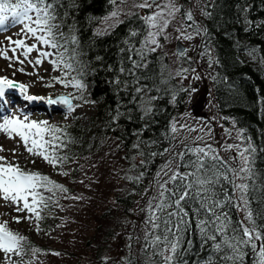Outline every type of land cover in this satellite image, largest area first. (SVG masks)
<instances>
[{
    "label": "trees",
    "instance_id": "trees-1",
    "mask_svg": "<svg viewBox=\"0 0 264 264\" xmlns=\"http://www.w3.org/2000/svg\"><path fill=\"white\" fill-rule=\"evenodd\" d=\"M177 1L183 25L196 37L188 41V52L177 55L175 73L170 70L169 59L149 47L148 23L139 12L126 15L109 29L98 30V20L116 8L117 0H50L55 16L51 23L56 26L53 31L56 33L58 27L63 30L68 54L84 66L89 95L95 104L88 126L77 121L53 126L62 130L63 156L70 159L72 155L89 154L85 149L89 139L99 137L109 141V150L123 159L127 171L122 177V190L115 194L102 217L96 216L102 236L98 238L99 232L94 231L95 247L89 264H110L104 253L105 239L115 236L116 225L106 228L100 219L114 223L120 219L128 230L133 227L130 264H166L165 256L173 257L170 264H258L259 246L264 239L255 241L256 250L241 245L238 256L226 246L218 251L215 245L231 236L240 239L237 225L253 226L246 219L247 211L264 236V0ZM197 73L208 87V96L198 106L206 111L202 119L215 127L216 139L222 141L221 135L231 134L233 144L240 149H255L250 157L251 171L243 180V172L236 175L232 171L239 169L238 159L217 156L225 163L218 170L223 176H218L212 192L214 199L223 202L216 210L228 217L224 235L210 225L202 231L201 222L208 220V213L198 211L199 202L184 204L187 223L177 225L180 217L168 216L177 211L172 202L175 198L169 200L167 192L164 198L158 197L160 186L173 171L191 170L187 162L192 158L183 153L185 148L175 152L180 143L173 128L180 120L194 119L189 100L195 84L182 77ZM210 100L213 106L208 112ZM228 125L230 130L222 134L219 128ZM224 144L227 142L223 139L222 148ZM164 162H171L172 168L153 194L149 183L156 181ZM233 182L248 185L247 209ZM176 183L179 181L169 182L166 187L175 189ZM145 187L147 195H143ZM163 202L168 206L162 212L156 205ZM149 217H159L156 223H162L163 228L153 229ZM209 234H215L216 239H209ZM164 236L178 242L174 254L168 250ZM233 256L237 258L233 260Z\"/></svg>",
    "mask_w": 264,
    "mask_h": 264
},
{
    "label": "rangeland",
    "instance_id": "rangeland-1",
    "mask_svg": "<svg viewBox=\"0 0 264 264\" xmlns=\"http://www.w3.org/2000/svg\"><path fill=\"white\" fill-rule=\"evenodd\" d=\"M7 2L15 4L17 0H7ZM170 4H175L179 9L177 0H117L116 8L98 20L97 29H109L126 15L139 12L146 17L148 23L146 41L149 47L167 57L170 62V70L177 73V40H180L184 46L182 53L184 54L188 52V41L194 40L196 37L190 28L183 25L180 12L175 11L172 16L166 17L168 20L167 27L155 36L156 44L149 42L150 33L157 31L156 28L151 27L149 18L162 12L166 14L168 8L165 6ZM141 5H150V7ZM114 12L117 13L115 17L112 15ZM3 15L6 17L4 24H9V26L0 28V53H6L10 58L13 57V53L10 51L14 47L9 40L11 38L12 41L23 39L26 45L36 43L40 51H48L52 55L42 58L38 57L37 51H33L25 60L21 55L23 49H17L16 55L24 61L21 64L14 58L5 59L4 55L0 54V78L7 77L18 85L24 84L27 91L41 94L40 97L65 96L74 100L71 111L65 106L64 109L57 107L56 110L43 111L40 114L35 111L33 113H21V106L16 108L14 105H10V110L6 112L17 110L16 114L20 115L21 118L23 115H27L30 121L46 122L52 127L55 124H65L71 121H77L84 127L88 126L90 117L95 113V104L89 95L90 83L84 75L82 63L76 57H71L68 54V44L63 30L59 27L56 28L55 39L58 48L52 49L39 45L30 37V34L25 32V25L12 17L10 13ZM30 15L34 16L35 13H30ZM187 36H191V38L188 39ZM61 57L62 62L60 61ZM37 58L42 60L40 65L28 62ZM50 61H58V63L54 65ZM21 68L23 71H20ZM199 73L190 75L189 78L188 76L182 77L185 82L190 79L195 84V91L189 100L192 115L195 116L194 119L189 117L176 123V142L180 143V148H177L175 152L178 153V150L185 148L183 153L190 155L191 161H194L197 155L201 154H194L193 149L203 147L207 150L210 148L211 151L208 156L203 157V159L205 164L216 165L217 168L213 169L215 171L223 168V165L219 163V160L212 159L213 156L225 155L230 160L238 159L241 162L240 153L232 142L231 134L220 136L222 141L224 139L227 142L223 145V149L222 141L215 137V127L207 120L202 119L203 117L196 116L203 111L198 106V102L201 103V100L208 96L207 83L202 77H198ZM73 81L82 83L84 87L82 89L73 87ZM23 93L21 92V94ZM212 106L210 100L208 112H211ZM203 112L206 114V111ZM230 127V125L222 126L219 130L223 134L224 131L230 130ZM2 141L0 146L3 147L4 151H0V157H6L8 162L19 165L25 171L47 176L67 191L54 190L53 194V192L41 190L48 203L46 207L41 209L42 218L39 221L34 216L31 219L27 218L26 212H17L11 205L0 199V223L6 222L9 230L24 237L25 240L22 256L15 254L6 256L0 251V264H8L9 261L12 264H89L95 247L93 242L94 231L99 232L98 238L102 236L97 227L96 216L105 212L109 203L114 201L115 194L122 190V177L127 172L123 159L119 156H113L114 152L108 148L109 141L99 137L89 139L90 142L85 148L89 154L85 156L72 155L70 159L66 157V160H58L55 167L45 161L42 156L27 152L19 137L9 138L7 136ZM56 155L65 157L61 148L56 150ZM165 165H168V168H165ZM171 168V162L162 164L156 181L153 180L149 183L153 187V194L156 193L155 188L160 183L161 178L167 176L165 172L168 174ZM218 176H223V174H218ZM145 189L143 195L148 194V189L146 187ZM17 216L21 217L19 223L16 222ZM100 221L106 228L116 225L115 236L105 239L107 242L104 253L109 257L108 262L110 264L112 262L114 264H130L131 247L133 248L132 242L135 234L133 227L128 230L125 222H120V219L116 223L114 221L107 222L104 219H100ZM157 224L159 228H163L162 223L157 222Z\"/></svg>",
    "mask_w": 264,
    "mask_h": 264
},
{
    "label": "snow or ice",
    "instance_id": "snow-or-ice-1",
    "mask_svg": "<svg viewBox=\"0 0 264 264\" xmlns=\"http://www.w3.org/2000/svg\"><path fill=\"white\" fill-rule=\"evenodd\" d=\"M149 6L150 5H141ZM168 12L160 13L157 16L149 18L150 25L152 28H156V33H150V43L156 44L157 41L155 36L160 34L163 29L167 27L168 20L167 16H172L175 11H179L175 4L166 5ZM10 13L12 17L16 18L19 22L25 25V32L30 34V37L33 38L39 45L47 46L52 49L58 48V44L55 39V33L53 31L55 25L51 23L55 19L54 13L52 11V4L50 0H17L15 4H9L7 0H0V25H3L5 22V16L3 14ZM30 13H35V15H30ZM113 17L117 16V13L112 14ZM187 19L191 20L192 16L190 13L186 14ZM186 38L190 39L191 36ZM10 42L14 45L10 49L13 53L14 59L18 63L23 64L24 61L20 60L16 55L17 49H23L21 55L24 59L27 60L30 53L37 51L38 57L47 58L52 55L48 51H40L37 47V44L26 45L23 39H17L12 41L9 38ZM4 55L5 59H12L7 56L6 53H0ZM62 62V57L60 58ZM29 63H34L35 65H40L42 60L40 58L35 59L34 61H28ZM54 65L58 61H50ZM20 71H23L21 68ZM67 86V85H65ZM72 86L77 89H82L84 85L80 82L73 81ZM18 88L21 92H26V86L24 84H16L13 80L2 77L0 78V97L5 95L6 89H16ZM43 99L37 96H27V100L35 101ZM48 103H63L67 106L68 110H73V105L70 102L68 97H61L59 100L49 99ZM61 129L47 125L46 122L30 121L27 115H23L21 118L20 115H10L3 116L0 119V132L7 133L9 138L13 136L19 137L23 142L25 150L33 155H40L48 163L52 164L54 167L57 166V161L66 160V157H58L56 155V150L63 146L61 140ZM175 132V128H173ZM232 147V146H230ZM237 151L240 153L241 164L239 169H233L232 171L239 175L240 172L245 174L244 177H247V173L251 171L250 168V157L251 153L255 151L251 146L241 150L238 146ZM0 151H4L3 147L0 146ZM194 154L197 155V158L194 161H188L187 164L190 167V171L186 173H179L173 171V174L169 177L168 181H165L164 185L160 186L158 191V197L164 198L165 192L169 193L168 199L172 201L177 209L176 212H169L168 216H179L180 220L177 221V225L180 223H187L184 219L187 217L188 213L184 210V204L191 202L193 200L199 202V210H203L208 213V220L201 222V229L204 230L205 225H210L215 229L216 232H219L221 235L225 234V230L229 227V221L226 213L217 211L216 209L221 207L222 201L219 199H214V193L212 192L213 186L218 181V169L213 171L214 168H217L216 165L205 164L203 157H207L211 149L205 148H196L192 150ZM13 154H15L13 152ZM212 159L219 160L218 157L213 156ZM220 164L225 162L219 160ZM179 167V165H177ZM165 168H168V165H165ZM162 171H164L162 169ZM167 175V172H165ZM175 189H169L166 185L169 182H176ZM234 183V182H233ZM234 187L240 192V201L242 206L247 209L248 201L246 199V192L248 185L241 182L240 184H235ZM53 192L54 190H59L60 192H66L67 189L59 184H55L47 176L41 175L39 173H32L23 170L19 165H16L12 162H8L6 157H0V199L7 202L11 205L15 211L21 212L24 211L28 214L29 219L33 216L37 221L42 217L40 211L43 207L47 206L48 200L42 194L41 190ZM230 202V201H229ZM168 206L167 202L158 203L156 209L163 211ZM149 209H152L151 202H149ZM155 212L153 211V216ZM159 217H156L155 220L152 217H149V222L152 224L153 229L159 227L156 223V220H159ZM246 219L252 222L253 226L251 228L247 226L237 225V228L240 230L241 238L237 239L236 236H231L229 239L224 240L223 244L217 243L215 245L216 249L219 251L223 246L231 249L233 253H236L237 256L240 253L241 245H250L253 250H256L257 245L255 241L264 239V236L261 235V232L257 230V226L254 221H252V215L250 211H247ZM21 217H16V222L19 223ZM166 221L165 223H167ZM167 231H172L167 229ZM236 231V229H233ZM209 239H216L215 234H209ZM246 238V239H245ZM160 237H156V240H160ZM167 241L169 249L173 254L176 252L178 247V242L168 240L167 236L163 238ZM25 240L24 237L20 236L17 233L9 230L7 223H0V251L6 254H15L17 256H22L24 251ZM237 256H233L232 259L235 260ZM172 256H165L166 264H170ZM8 264H12L11 261ZM258 264H264V244L259 246V257Z\"/></svg>",
    "mask_w": 264,
    "mask_h": 264
},
{
    "label": "bare ground",
    "instance_id": "bare-ground-1",
    "mask_svg": "<svg viewBox=\"0 0 264 264\" xmlns=\"http://www.w3.org/2000/svg\"><path fill=\"white\" fill-rule=\"evenodd\" d=\"M21 77H19L20 79ZM22 79V78H21ZM28 81V80H27ZM22 82L26 83V81L22 80ZM27 91V90H26ZM31 92V91H30ZM33 95H38L39 97L42 96L41 94L31 92ZM17 98V92H15L13 89H6L5 95L3 97H0V119H2L3 116H10V115H18L16 114V111L13 112H6L9 111V106L14 105L16 108L18 106H21L20 111L21 113H33L34 111L37 113H43V111H48L49 106H46L45 103L42 101V99L38 101H34L33 103H25L20 99ZM4 113V114H2ZM23 115V114H22ZM33 117V116H32ZM7 136H9L7 133L0 132V144L3 142L2 140L5 139ZM7 140V139H6Z\"/></svg>",
    "mask_w": 264,
    "mask_h": 264
},
{
    "label": "water",
    "instance_id": "water-1",
    "mask_svg": "<svg viewBox=\"0 0 264 264\" xmlns=\"http://www.w3.org/2000/svg\"><path fill=\"white\" fill-rule=\"evenodd\" d=\"M176 51L178 54H182L183 51H184V46L181 44L180 40H177L176 42ZM196 87H197V84H196ZM207 88V87H205ZM61 97H65V96H57V97H54L52 100H59ZM70 99V98H69ZM70 102L72 103L71 99H70ZM61 109L64 108L66 105H64L63 103H56ZM67 107V106H66ZM200 116H204L205 115V112H201L199 114Z\"/></svg>",
    "mask_w": 264,
    "mask_h": 264
}]
</instances>
